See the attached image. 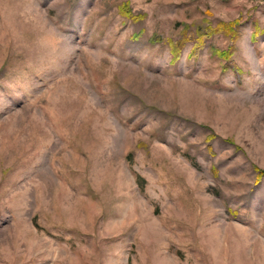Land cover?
<instances>
[{
    "label": "rangeland",
    "instance_id": "rangeland-1",
    "mask_svg": "<svg viewBox=\"0 0 264 264\" xmlns=\"http://www.w3.org/2000/svg\"><path fill=\"white\" fill-rule=\"evenodd\" d=\"M257 168L264 0H0V264H264Z\"/></svg>",
    "mask_w": 264,
    "mask_h": 264
},
{
    "label": "trees",
    "instance_id": "trees-1",
    "mask_svg": "<svg viewBox=\"0 0 264 264\" xmlns=\"http://www.w3.org/2000/svg\"><path fill=\"white\" fill-rule=\"evenodd\" d=\"M230 30H231V23L227 24V32H230ZM220 55L228 57L230 55V52L229 50H222L220 51ZM256 171H257V179L264 176V169L257 168Z\"/></svg>",
    "mask_w": 264,
    "mask_h": 264
}]
</instances>
